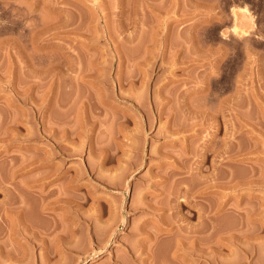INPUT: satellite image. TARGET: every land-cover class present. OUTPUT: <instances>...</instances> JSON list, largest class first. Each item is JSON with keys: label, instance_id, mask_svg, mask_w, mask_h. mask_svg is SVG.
<instances>
[{"label": "rangeland", "instance_id": "374dc122", "mask_svg": "<svg viewBox=\"0 0 264 264\" xmlns=\"http://www.w3.org/2000/svg\"><path fill=\"white\" fill-rule=\"evenodd\" d=\"M0 264H264V0H0Z\"/></svg>", "mask_w": 264, "mask_h": 264}, {"label": "bare ground", "instance_id": "6f19581e", "mask_svg": "<svg viewBox=\"0 0 264 264\" xmlns=\"http://www.w3.org/2000/svg\"><path fill=\"white\" fill-rule=\"evenodd\" d=\"M168 132V131H167ZM142 248V247H141ZM143 250H144V248H143Z\"/></svg>", "mask_w": 264, "mask_h": 264}]
</instances>
